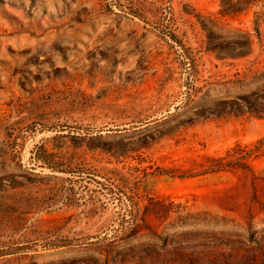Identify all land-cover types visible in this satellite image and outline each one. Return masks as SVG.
<instances>
[{
	"label": "rangeland",
	"instance_id": "1",
	"mask_svg": "<svg viewBox=\"0 0 264 264\" xmlns=\"http://www.w3.org/2000/svg\"><path fill=\"white\" fill-rule=\"evenodd\" d=\"M0 264H264V0H0Z\"/></svg>",
	"mask_w": 264,
	"mask_h": 264
}]
</instances>
